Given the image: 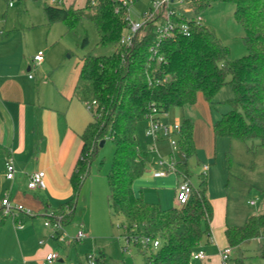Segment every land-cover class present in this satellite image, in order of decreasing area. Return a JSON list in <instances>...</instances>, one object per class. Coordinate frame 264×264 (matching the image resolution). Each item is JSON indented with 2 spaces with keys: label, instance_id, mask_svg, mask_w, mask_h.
Listing matches in <instances>:
<instances>
[{
  "label": "trees",
  "instance_id": "1",
  "mask_svg": "<svg viewBox=\"0 0 264 264\" xmlns=\"http://www.w3.org/2000/svg\"><path fill=\"white\" fill-rule=\"evenodd\" d=\"M214 1L192 2L195 15L184 18L190 34L177 31L161 42L157 56L152 55L151 48L156 44L155 29L162 11L128 45L121 43L128 25L126 10L116 11L121 0H100L97 5L87 0L81 7L44 1L49 23L63 21L68 31H75L89 19L95 25L98 44L113 49L108 54L88 52L79 61L75 92L90 106L94 118L82 134L80 157L71 176L74 196L54 217L63 225L72 219L95 150L103 139L109 138L115 144L108 173L112 215L126 218L127 223L122 222L125 236L143 252L144 264H192L203 239L211 237L214 215V204L206 189L194 187L188 203L170 208L148 202L135 191L136 179L150 167L148 151L137 136L138 123L150 110L157 108L161 115L173 106L196 103L200 94L213 103L221 88L230 83L233 96L227 103L231 108L213 121L215 137L244 142L258 139L259 145L264 146V0H222L235 4V18L245 29L248 52L237 59L231 58L230 47L212 27L195 21L197 14ZM179 145L185 155L180 169L190 175L189 158L197 151L190 117L182 120ZM0 213L4 216L2 207ZM225 233L232 248L248 239H264V210L249 216L241 225H228ZM143 236L159 239V246L143 245ZM258 254L264 257V243ZM98 263L109 264L105 253L97 259ZM230 264H245V257H231Z\"/></svg>",
  "mask_w": 264,
  "mask_h": 264
},
{
  "label": "rangeland",
  "instance_id": "2",
  "mask_svg": "<svg viewBox=\"0 0 264 264\" xmlns=\"http://www.w3.org/2000/svg\"><path fill=\"white\" fill-rule=\"evenodd\" d=\"M44 1L0 0V26L9 33L16 32L14 39L17 38L16 42L22 45L24 55H35L39 50H43L45 61L64 62L58 71L66 73L67 70L77 68L78 62L88 52H112L111 46L98 44L95 25L89 19L79 24L75 31H68L63 21L49 23L44 11ZM68 1L82 6L87 0ZM194 1L196 0L182 2L181 7L188 8V12H184H187L189 17L195 15V4H192ZM151 4L152 0H135L129 10L131 19L141 20L142 13ZM177 9L181 12L178 6ZM234 11L233 2L216 0L197 15H201L203 23L212 27L230 47L231 58L237 59L245 55L248 49L244 41L245 29L236 20ZM85 39L88 40L86 43ZM31 74L36 79L40 76L37 68ZM230 79L231 76H228L227 80ZM232 96V86L227 83L217 93L213 103H208L201 97L192 105L173 106L169 110V117L162 115L170 122L179 118L183 120L184 117L194 120L197 153L189 158V177L195 189H206L207 196L217 204L219 221L222 215H225L226 226L241 225L249 216L264 210V146L259 145L258 139L244 142L226 136L215 137L213 132L212 122L231 108L227 100ZM147 125L146 118L138 123L137 136L142 147L148 151L149 166L156 167L158 154L153 150L151 138L147 136ZM162 141L165 142L159 146L165 151L168 143L166 140ZM114 152L115 144L109 138L105 139L103 146L96 148L89 174L76 200L74 215L64 223L61 230L62 239L53 238L50 229L51 233L48 231L46 240L60 251L71 249L76 258L80 256L83 259V255L86 256V253L90 252L95 255L97 261L102 253H105L109 264H144L145 256L133 241H130L128 250H125L124 246L128 243L122 222L127 223V220L122 215H112L109 204L108 173ZM177 157L179 163L185 160L182 154H177ZM205 164H208L209 168L204 174ZM180 181L181 178L177 174L155 178L151 171L147 170L136 179L135 188L138 193L143 194L146 201L170 208L177 205L176 187ZM253 198L257 199V203L251 205L249 200ZM80 229L84 230L87 236L79 241L75 237ZM263 243L264 239L261 238L248 239L233 248L232 256L245 257V264H264V257L258 254ZM215 245V242L210 243L204 238L200 247L209 253ZM204 260L194 258L192 264H201Z\"/></svg>",
  "mask_w": 264,
  "mask_h": 264
},
{
  "label": "crops",
  "instance_id": "3",
  "mask_svg": "<svg viewBox=\"0 0 264 264\" xmlns=\"http://www.w3.org/2000/svg\"><path fill=\"white\" fill-rule=\"evenodd\" d=\"M67 3L75 5L63 0V4ZM175 5L187 15L188 8L181 7L182 2ZM15 34L0 26V207L2 198L8 194L12 201L23 204L35 214L19 213L25 225L17 228L12 218L0 213V264H43L51 251L59 252L60 257L47 264H89L90 252L83 255V259L76 258L71 249L60 251L50 244L46 236L51 230L44 223L47 216L58 212L74 196L71 176L80 157L82 134L94 118L88 104L75 92L79 62L77 68L66 73L58 71L64 62H46L44 58L42 63L36 64L34 55H24L22 45L14 39ZM36 68L40 72L37 79L30 76ZM162 115V121H169ZM164 115L169 117V111ZM174 121L182 122V119ZM194 140L196 145L195 122ZM163 142L159 141L153 148L158 157L170 152L168 142L165 151L159 146ZM9 158H13L16 165L13 180L6 177ZM40 170L46 172V188L30 189V175ZM213 204L215 218L208 242L216 245L209 253L199 246L197 251L203 250L206 254L201 264H220V250L228 245L226 217L222 215L219 221L217 204ZM42 239L45 242L40 244Z\"/></svg>",
  "mask_w": 264,
  "mask_h": 264
},
{
  "label": "built area",
  "instance_id": "4",
  "mask_svg": "<svg viewBox=\"0 0 264 264\" xmlns=\"http://www.w3.org/2000/svg\"><path fill=\"white\" fill-rule=\"evenodd\" d=\"M135 0H121L119 6L116 8L117 12L121 10H126V17L128 20V25L125 28L122 37V44H131L134 40L137 32L153 17L162 11V16L160 17L159 22L157 23L155 32H156V44L152 46L151 51L152 55H158V49L160 48L161 42L164 40L173 37L177 31H181L186 35L190 34V26L187 20H184L185 17L190 18L182 11L179 12L176 2L180 3L184 0H152L151 6L142 13L141 20H132L129 14L130 6ZM52 4H63V0H50ZM92 5H97L100 0H90ZM13 4L12 2L10 3ZM178 19H183L179 21ZM197 24L203 23L202 16L197 15L195 17ZM45 55L43 50H39L34 55V62L40 64L44 61ZM32 77V75H30ZM89 106V105H88ZM90 108V106H89ZM167 114V113H164ZM162 115V114H161ZM146 119L148 120L147 125V136L152 140V147L155 148L156 144L159 141L166 140L170 145V152L167 156H159L156 161V167H150L149 170L154 177H163L169 174H177L180 176L181 181L176 187V200L178 205H184L188 203L193 192L194 185L192 184L189 175H186L182 172L179 166V159L177 154H182L180 145H179V136L181 134L182 122L179 121H162L160 115L157 111V108L150 110ZM185 156V155H184ZM209 168L208 164L203 166V173L205 174L206 170ZM148 170V171H149ZM16 174V165L13 158H9L6 162V177L13 180ZM28 187L30 189H44L46 188V172L44 170L36 171L32 173L29 177ZM251 205L257 203V199L253 198L249 200ZM2 212L4 216H10L14 220L17 228L24 227V221L19 218V213H25L27 215L33 216L35 213L26 208L23 204L15 203L12 201L8 194H5L1 202ZM45 225L52 230V237L57 239H62L61 230L63 229V224L60 219H57L53 215H49L45 218ZM87 235L84 230L80 229L75 237L76 240H81ZM127 239V238H126ZM130 241L133 239H127V245L124 246L125 250H128ZM45 240H40V244H43ZM134 242V241H133ZM143 245H149L153 243L156 248L159 246V239H152L149 236H143L141 238ZM232 254V247L225 246L220 250L221 262L220 264H230V258ZM60 257L59 252L51 251L44 258L43 264L52 263ZM206 257L205 251L200 250L196 251L194 258L203 259ZM95 255L92 253L88 254V260L90 264H96Z\"/></svg>",
  "mask_w": 264,
  "mask_h": 264
},
{
  "label": "water",
  "instance_id": "5",
  "mask_svg": "<svg viewBox=\"0 0 264 264\" xmlns=\"http://www.w3.org/2000/svg\"><path fill=\"white\" fill-rule=\"evenodd\" d=\"M105 143V139H103L100 143V146H103V144Z\"/></svg>",
  "mask_w": 264,
  "mask_h": 264
}]
</instances>
